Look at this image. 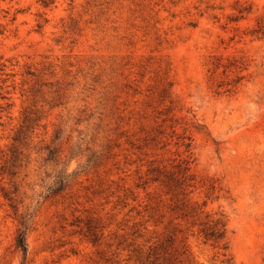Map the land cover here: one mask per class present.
Segmentation results:
<instances>
[{
	"label": "rangeland",
	"instance_id": "obj_1",
	"mask_svg": "<svg viewBox=\"0 0 264 264\" xmlns=\"http://www.w3.org/2000/svg\"><path fill=\"white\" fill-rule=\"evenodd\" d=\"M25 110L40 118L14 178L27 254L0 175V264H264V0H0V164ZM170 124L226 249L143 183L149 159L176 156L144 135Z\"/></svg>",
	"mask_w": 264,
	"mask_h": 264
},
{
	"label": "trees",
	"instance_id": "obj_2",
	"mask_svg": "<svg viewBox=\"0 0 264 264\" xmlns=\"http://www.w3.org/2000/svg\"><path fill=\"white\" fill-rule=\"evenodd\" d=\"M167 90L164 87L162 89L163 99L167 96ZM40 120L31 111L25 110L22 119L14 135L12 136L11 144L6 149V152L2 154L3 164H0V175L6 176L9 182H12V190L2 188L3 197L8 201L11 207L18 227L14 238L15 248L21 252L22 257L25 258L27 254L26 233L30 228L32 214L18 212L17 202V186L14 182V178L17 177L19 167L21 166L20 155L22 150L20 146L31 138V133L34 130V126ZM171 120L170 117L162 119L164 121ZM171 131L168 138L164 135L163 130L158 127L150 129L145 135L143 140L147 144H151L157 149L166 148L167 151L169 145L173 142L175 145V157L167 159L168 162L161 163L157 158L153 157L149 159L145 168V180L143 183H157L163 186L172 198L175 197L176 201H180L179 205L175 206L180 212L182 218L186 220L189 228L195 227L197 234L202 236L205 241H209L212 244L220 246L222 249H226V222L223 220L222 215L204 210L201 206H197L195 201L187 197V189L193 186L191 174L189 173V158L191 139L184 133L178 134L175 132L173 124L169 125ZM175 139L174 141H172ZM182 149L179 151V149ZM46 155L43 158L44 163H51L55 160V151L49 146L45 147ZM72 173H67L65 170H59L48 185H45V198L53 197L64 190L67 186L68 178ZM50 174L46 173V178H50ZM181 195L180 199L178 196Z\"/></svg>",
	"mask_w": 264,
	"mask_h": 264
}]
</instances>
